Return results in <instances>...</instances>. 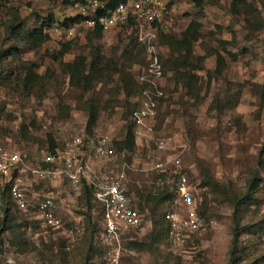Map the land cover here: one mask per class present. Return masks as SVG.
<instances>
[{
	"label": "rangeland",
	"instance_id": "1",
	"mask_svg": "<svg viewBox=\"0 0 264 264\" xmlns=\"http://www.w3.org/2000/svg\"><path fill=\"white\" fill-rule=\"evenodd\" d=\"M165 1L162 28L145 25L140 34L139 27L123 25L98 37L80 20L60 24L73 16L61 0H0V54L17 48L0 57V144L31 161L47 151L50 138L59 149L77 134H108L119 149L117 142L123 140L147 87L139 76L148 62L146 45L152 40L163 72L158 85L162 95L154 96L153 137L136 139L133 151H116L113 159L93 158L91 166L115 170L126 162L125 187L137 207L135 189L154 192L162 179L172 187L175 173L168 160L178 157L197 206L205 202L208 207L201 216L205 230L192 234L183 246H173L150 234L151 213L137 207L143 229L123 239L114 262V252L107 253L102 239L98 203L92 198L86 202L84 194L71 189L63 177L28 181L33 191L52 192L62 226L45 227L37 219V209L30 207L15 211L14 223L19 225L15 234L3 230L0 199V264H231L235 231V264H264V0H246L248 6L238 13L231 0ZM47 17L51 19L44 29L49 39L39 47L32 48L9 29L18 23L37 27ZM192 22L198 30L190 65L179 69L192 75L186 84L178 79L176 54L162 35L179 38ZM56 24L64 31L52 30ZM64 42H70L66 52ZM77 58L85 61L80 67L85 74L101 69L84 86L72 83L65 68ZM89 104L96 107L97 119L88 131ZM157 139L168 142L164 149L156 146ZM161 161L169 168L158 179L161 172L152 167ZM207 174L229 193L251 194L234 211L226 197L200 185ZM172 204V199L168 206L164 203L161 211Z\"/></svg>",
	"mask_w": 264,
	"mask_h": 264
},
{
	"label": "built area",
	"instance_id": "2",
	"mask_svg": "<svg viewBox=\"0 0 264 264\" xmlns=\"http://www.w3.org/2000/svg\"><path fill=\"white\" fill-rule=\"evenodd\" d=\"M67 5L72 15L80 16L81 24L91 29L99 25L103 32L117 26L134 25L139 27L142 34L145 25L148 29L165 26L162 24L166 13L165 0H69ZM51 29L58 33L64 31L57 24ZM146 46L148 62L142 66L139 81L147 87L142 91L139 106L131 113L135 140L153 137L152 120L156 113L154 96L162 95L158 86L163 79L161 63L153 41L148 40ZM167 143L163 139L155 142L159 149H164ZM115 156L116 148L108 134H77L66 140L61 148L40 153L36 161L28 160L24 153L0 144V178L8 181L9 194L18 209H37L39 222L52 229L62 226V220L54 209L53 194L31 190L27 186L28 181L49 182L63 177L76 192L80 191L83 184L89 186L94 199L102 208V239L107 246V253L111 255L114 252L112 260L117 262L123 248V239L143 229V218L125 187V168L128 164L123 162L115 170H94L91 166L93 158L113 159ZM168 161L175 177L172 179L173 204L165 212L167 238L173 246H183L192 234L204 231L205 226L197 210L194 188L182 172L181 160L172 157ZM167 165L168 162H156L152 169L163 173L169 168ZM29 192L32 194L30 197Z\"/></svg>",
	"mask_w": 264,
	"mask_h": 264
},
{
	"label": "trees",
	"instance_id": "3",
	"mask_svg": "<svg viewBox=\"0 0 264 264\" xmlns=\"http://www.w3.org/2000/svg\"><path fill=\"white\" fill-rule=\"evenodd\" d=\"M63 3L67 4L69 0H61ZM231 5L232 8L235 12H239L240 8L242 7H247L246 0H231ZM50 17L43 18L41 19V22L39 26L37 27H27L25 26L24 23H18L15 25H11L9 27L11 33L15 34L17 37L20 38L21 41H24L27 43L29 46L32 48L39 47L41 46L45 41L49 39V35L44 29V26H46L50 22ZM80 20L79 15H73L68 18H64L63 20H59L60 24H66L67 21H72V22H77ZM45 30V31H44ZM198 30V24L192 22L187 29L181 32L180 37L177 38L175 36H172L171 34H163L162 39L163 42L168 45V47L171 48L172 52L176 54V57L174 58L175 61V68L176 74L178 76V79H180L182 82L186 81V84H189L191 79L190 77L192 76L190 72H180L179 69H181L184 66H189L190 65V57L192 56V42L196 40V32ZM92 34L95 36H101L102 35V28L99 25H96L92 30ZM69 43L70 42H64L63 45V51L66 52L69 49ZM17 48L15 46L10 47L4 52L0 54L1 58H5L6 56H9L13 54ZM78 61L74 62H68L65 64L66 71L69 73L70 78L72 83L75 85H87L89 81L92 80L94 73L98 74L99 72L101 73V69L95 68V65L93 66L94 73L93 74H85L84 70L81 71V68H84V63L85 61L81 58H77ZM218 62L221 61V57L218 55L217 56ZM164 68V67H163ZM79 71V77L75 78V73ZM134 87V85H131V89ZM136 87V85H135ZM138 87V84H137ZM135 109V108H134ZM86 114H87V121H86V128L89 131L96 122V107L92 104H89L86 107ZM49 146L47 151L45 152H52L56 146L54 144V141L50 138L49 139ZM119 145V149L116 147V151H133L136 146V140L135 136L133 134V124L132 121L129 123V125L126 128L125 131V136L123 140L117 142ZM42 166H47V164H42ZM159 178L163 175L162 173L158 174ZM206 177V178H205ZM203 177L200 185L201 186H207L210 191L216 194H220L228 199L230 202L232 208L234 211H237L240 209V206L243 202V199L248 197L251 193L247 190L243 195H237L235 192H230L225 189L224 186H221L216 180H214L211 176L208 174ZM255 180L259 179L254 177ZM253 179V180H254ZM156 180V175L153 176V181ZM162 185L160 188L156 189L154 192L151 190H139L135 189V197L138 200V208L142 211L144 209H147L150 211L151 216H152V228L150 230L151 235H155L156 239H160L162 237L167 238V229H168V224L167 220L165 218V212L161 211V206L164 203H167L166 206H168L169 200L172 199L173 197V187H170L166 183H164L162 179ZM0 199L2 201L1 208L3 210V218L1 221V224L3 225V230H10L12 233L15 234L16 229L18 228V224L14 223L16 215L15 211H19L16 207V204L14 200L11 198L8 190V181L6 179H1L0 178ZM252 181L249 183V188H252ZM144 191V192H143ZM252 192V190H251ZM80 194H84V197L86 198V202L89 203V198H92L96 203L99 204L100 208L101 205L99 202H97L92 194V189L83 184L80 191ZM250 198L252 196H249ZM207 199V198H206ZM135 206V205H134ZM136 207V206H135ZM137 208V209H138ZM207 205L205 202H202L199 206H197V210H199L200 216L202 214H206L207 212ZM140 212V211H139ZM101 214H102V208H101ZM28 224V223H27ZM13 234V235H14ZM132 241V240H131ZM169 242V241H168ZM13 243V242H12ZM134 243V242H133ZM2 244V241L0 239V246ZM237 244H238V233L237 231L234 232L233 234V239H232V249H231V264H235L237 261V257L235 256L236 251H237Z\"/></svg>",
	"mask_w": 264,
	"mask_h": 264
}]
</instances>
